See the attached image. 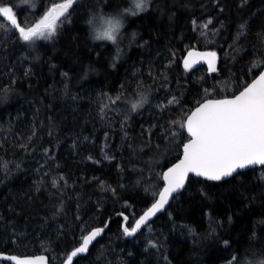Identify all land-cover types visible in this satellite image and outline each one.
I'll return each instance as SVG.
<instances>
[{
	"label": "trees",
	"instance_id": "trees-1",
	"mask_svg": "<svg viewBox=\"0 0 264 264\" xmlns=\"http://www.w3.org/2000/svg\"><path fill=\"white\" fill-rule=\"evenodd\" d=\"M5 2L25 26L63 0ZM97 8L124 11L117 44L90 40L83 21ZM66 17L51 40L29 45L0 14V252L45 253L61 264L110 219L74 264L264 260V166L221 181L191 175L133 237L121 215L132 227L155 201L187 141L180 122L191 110L263 69L264 0H151L142 12L134 0H78ZM190 49L215 51L218 71L184 69ZM141 93L146 102L132 111ZM173 97L179 102L169 104Z\"/></svg>",
	"mask_w": 264,
	"mask_h": 264
},
{
	"label": "snow or ice",
	"instance_id": "snow-or-ice-1",
	"mask_svg": "<svg viewBox=\"0 0 264 264\" xmlns=\"http://www.w3.org/2000/svg\"><path fill=\"white\" fill-rule=\"evenodd\" d=\"M21 3L31 4L32 0H21ZM74 3H78V0L52 3L39 19L25 26L18 23L13 7L5 0H0V14L7 19L13 30H18V40L33 45L37 41L51 40L57 34L58 27L65 23L66 13ZM134 6L136 11L143 10L144 0H134ZM209 23L211 21L206 22L203 27L207 28ZM244 27L245 25H241V29ZM108 39L115 43L116 37L109 35ZM116 52L118 58V46ZM217 61L218 55L215 51H189L187 58L183 60V67L191 70L194 65L203 62L207 65L209 73H216ZM237 92H233L231 98L207 99L199 103L195 110L180 122V127L186 129L188 134L187 142L182 145V158L162 173L165 186L161 191L153 193L155 202L151 207L139 219L133 218L135 226L122 227L125 236L136 234L142 225H146L151 217L164 209L173 194L184 188L190 173L210 181H221L233 176L238 170L264 166V72L252 78L250 83H245ZM109 99L115 103L120 100V96ZM145 102L146 97L141 93L139 99L131 103L132 111L142 107ZM178 102V99L173 97L169 104ZM123 219L127 221L129 218L124 216ZM103 231L102 227L95 228L84 236L82 243L67 256V264H72L77 254L87 253L90 244ZM152 246H155V242H152ZM8 259L16 264H46V258L43 256H10ZM256 264H264V260Z\"/></svg>",
	"mask_w": 264,
	"mask_h": 264
},
{
	"label": "clouds",
	"instance_id": "clouds-1",
	"mask_svg": "<svg viewBox=\"0 0 264 264\" xmlns=\"http://www.w3.org/2000/svg\"><path fill=\"white\" fill-rule=\"evenodd\" d=\"M151 0H144L145 7L142 11L147 10ZM88 29V35L93 42H109L117 44L120 36L126 27V18L123 10L104 11L97 8L89 12L83 21ZM115 36V43L108 39V36Z\"/></svg>",
	"mask_w": 264,
	"mask_h": 264
},
{
	"label": "water",
	"instance_id": "water-1",
	"mask_svg": "<svg viewBox=\"0 0 264 264\" xmlns=\"http://www.w3.org/2000/svg\"><path fill=\"white\" fill-rule=\"evenodd\" d=\"M189 51H198V52H204V51H210V50H202V49H190ZM189 51H187L186 52V54H185V56H184V58H183V60L185 59V58H187V54H188V52ZM218 62V61H217ZM201 65H206L205 63H203V62H201V63H199V64H196V65H194L193 66V68H195V67H199V66H201ZM207 66V65H206ZM261 72H264V67H263V69L259 72V74H257L255 77H258L259 75H260V73ZM251 82V81H250ZM249 82V83H250ZM237 94H238V92H237ZM232 96V95H231ZM231 96H225V97H220V98H208V99H223V98H231ZM207 99H205V100H203L202 102H204V101H206ZM202 102H200V103H202ZM199 105V104H198ZM197 105V106H198ZM197 106H195L191 111H194L195 110V108L197 107ZM191 114V112L188 114V115H190ZM186 130V129H185ZM187 142V141H186ZM185 142V143H186ZM182 158V152H181V155H180V157H179V159L178 160H176L175 162H173L172 164H170L168 167H166L164 170H163V173L164 172H166L167 171V169L169 168V167H172L174 164H176V163H178L179 162V160ZM254 167H257V166H254ZM254 167H250V168H247V169H244V170H248V169H251V168H254ZM244 170H238L237 171V173L238 172H240V171H244ZM237 173H234L233 175H235V174H237ZM191 175H195L194 173H190L189 174V176H188V179H189V177L191 176ZM196 176V175H195ZM199 177V176H198ZM201 178H204V177H201ZM229 178V177H228ZM188 179H187V181L185 182V186H186V184H187V182H188ZM204 179H206V178H204ZM225 179H227V178H225ZM225 179H222V180H225ZM165 181L163 180V187L165 186ZM185 186H184V188H185ZM163 187H162V189H163ZM184 188H182V189H180L177 193H174L173 194V196L169 199V202H168V204H166L165 205V207H164V209H162L160 212H158L155 216H153V217H151L150 218V220L148 221V222H146V225L149 223V222H151L155 217H157L158 215H160L164 210H166L168 207H169V205H170V203L172 202V200L174 199V197H175V195H177L178 193H180ZM161 189V190H162ZM160 190V191H161ZM155 202V201H154ZM153 202V203H154ZM149 207H151V205L149 206ZM148 207V208H149ZM147 208V209H148ZM147 209L145 210V211H147ZM144 211V212H145ZM143 212V213H144ZM142 213V214H143ZM141 214V215H142ZM122 216H127L126 214H121ZM140 215V216H141ZM139 216V217H140ZM128 217V216H127ZM139 217L137 218V219H139ZM128 221V220H127ZM127 221H123V226H128L127 225ZM109 223H110V219H108L107 220V222L104 224V225H100V226H96V227H93V228H91L84 236H86V235H88L92 230H94L95 228H100V227H102V228H104V231H103V233L99 236V237H97L91 244H90V246H89V250H88V252L90 251V249H91V247L93 246V244L104 234V232H105V230L107 229V227H108V225H109ZM146 225H142V227H141V229L143 228V227H145ZM135 226V224H133V226L132 227H134ZM129 227V226H128ZM129 228H131V227H129ZM141 229H139L138 231H137V233L141 230ZM136 233V234H137ZM136 234H134L133 236H135ZM133 236H131V237H133ZM81 243H82V241H81ZM80 243V244H81ZM79 244V245H80ZM79 245H77L76 247H78ZM75 247V248H76ZM75 248H73L72 250H71V252L72 251H74L75 250ZM71 252L69 253V255L71 254ZM87 252V253H88ZM87 253H82V254H77V256L76 257H74L73 258V261H72V264H74V262H75V260L79 257V256H83V255H86ZM10 256H17V257H20V258H25V257H40V256H43V257H45L46 258V264H54V263H52L51 261H50V259H49V256L47 255V254H45V253H38V254H25V255H18V254H11V253H6V252H0V259H7V260H9L8 259V257H10ZM10 261H12L14 264H16V262L15 261H13V260H10ZM61 264H67V258L61 263Z\"/></svg>",
	"mask_w": 264,
	"mask_h": 264
},
{
	"label": "rangeland",
	"instance_id": "rangeland-1",
	"mask_svg": "<svg viewBox=\"0 0 264 264\" xmlns=\"http://www.w3.org/2000/svg\"><path fill=\"white\" fill-rule=\"evenodd\" d=\"M67 14V13H66Z\"/></svg>",
	"mask_w": 264,
	"mask_h": 264
}]
</instances>
